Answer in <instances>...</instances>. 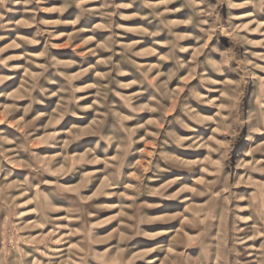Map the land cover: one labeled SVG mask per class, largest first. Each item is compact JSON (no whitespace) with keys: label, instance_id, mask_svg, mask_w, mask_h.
<instances>
[{"label":"rangeland","instance_id":"obj_1","mask_svg":"<svg viewBox=\"0 0 264 264\" xmlns=\"http://www.w3.org/2000/svg\"><path fill=\"white\" fill-rule=\"evenodd\" d=\"M231 3L0 6V264H264V71L240 63L264 54V0ZM241 77L233 138L221 93Z\"/></svg>","mask_w":264,"mask_h":264},{"label":"clouds","instance_id":"obj_2","mask_svg":"<svg viewBox=\"0 0 264 264\" xmlns=\"http://www.w3.org/2000/svg\"><path fill=\"white\" fill-rule=\"evenodd\" d=\"M12 0H0V6L6 5L8 3H11ZM229 3V7H243V4H234L231 3V0H228ZM10 9L5 8V11H9ZM0 20H3V13H0ZM253 23H255V21H253ZM264 26V25H262ZM5 27V25L0 24V28ZM241 30H249L251 31L252 29H250L248 26L246 25H240L239 28L237 29V33ZM175 35V34H173ZM261 36H264V32L260 33ZM0 39H2V37H0ZM184 39L183 36H179V35H175V41H180ZM240 41L243 43H255L252 41H248L246 40L244 37H239ZM175 41L172 44V47L175 49L177 47ZM260 46H264V40L259 42ZM180 51H183V49H180ZM247 57H255V60H260V61H264V54H257V53H252V52H248L246 53V58L242 61H240V63L242 65L245 66V75L246 76H251L253 75V72L250 71V69H259L260 71H264V67H262L260 64L255 63L253 60L251 59H247ZM168 58H172V53H169V57ZM228 59H235V57H229ZM228 59H226L222 64H218L212 60H208L207 64L209 66H211L213 68V70L221 75H223L225 73V71H228L229 69L227 68V64H228ZM177 63L179 64V67L183 68L186 67V65L180 64L179 61H177ZM193 73H195V68H193ZM258 79V77H256ZM201 80V84L204 86L206 92L208 93H212L214 91H216L215 88L211 87L210 85H214L217 82L215 80L209 79L207 77V73H203L200 77ZM245 83L244 77H241L240 81L238 83H234L232 81H228L229 85H232L231 87H226V89L221 93V95L224 97L225 100H228L229 103L227 105L221 104V108L223 111L227 112V115L222 117V121H229V123L227 124H222V127L231 129L230 135L235 138L238 134H239V129L243 126V124L245 123V121L241 120V112H240V102H241V98L244 95V91H243V84ZM189 95L192 99L200 102V103H207L209 105H213L216 106V101L215 100H209L207 99L206 96H202L201 93L199 91H197L196 89H189ZM117 95H119V93H117ZM130 110L133 113L136 112H140L143 111V108H132L131 105H128ZM183 111L185 112L186 115H188L190 118L193 117V114L195 112L194 109H192L190 106H186L184 107ZM217 115H220L219 113ZM134 117L132 116H128V117H124V119H133ZM202 119V118H201ZM197 122H201V120H197ZM176 123L183 129L187 130V131H195V129L190 128L189 125L187 123L184 122V120L177 118ZM261 128H264V114L261 115L260 117V121H259V126L256 128H253L252 131H260ZM169 136V140L165 141L164 143H175L177 146L179 147H184L185 146V140L178 136L175 132H170L168 133ZM249 139H251L252 137L249 136ZM101 139H104L103 137H101ZM110 142V139H109ZM233 141L229 140L227 141V143L222 144L221 147L223 148H227L229 144H231ZM129 147L131 146V135L129 136ZM189 147H193L196 145H188ZM216 151H219V149H215ZM86 155H91V152L86 153ZM226 157V153L224 154ZM164 159L167 160H174L175 158L173 157H167L164 156ZM89 163L93 162L92 160L88 161ZM160 171H163V169H159ZM45 219H47L45 217ZM131 219V217H130ZM43 226V225H41Z\"/></svg>","mask_w":264,"mask_h":264}]
</instances>
